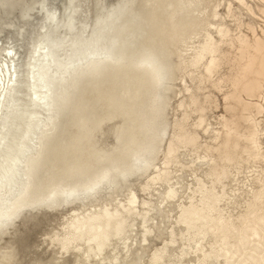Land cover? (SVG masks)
<instances>
[{"label": "bare ground", "instance_id": "bare-ground-1", "mask_svg": "<svg viewBox=\"0 0 264 264\" xmlns=\"http://www.w3.org/2000/svg\"><path fill=\"white\" fill-rule=\"evenodd\" d=\"M57 1L0 0V175L15 169L0 214L15 215L11 228L56 218L42 242L52 256L29 264H151L173 225V255L186 264H264V0H94V19L85 0L62 11ZM123 2L136 14L101 22L113 57L101 64L105 46L89 42L105 9ZM206 36L216 44L211 76L196 63ZM105 172L113 182L97 194L71 195ZM58 236L75 247L62 252ZM14 251L0 246V260L19 264Z\"/></svg>", "mask_w": 264, "mask_h": 264}, {"label": "snow or ice", "instance_id": "snow-or-ice-1", "mask_svg": "<svg viewBox=\"0 0 264 264\" xmlns=\"http://www.w3.org/2000/svg\"><path fill=\"white\" fill-rule=\"evenodd\" d=\"M230 7V6H229ZM105 13L106 16L101 17L100 19H98L97 21V25L98 28L97 30L94 32L93 37L91 39L90 46H94L96 48H100L101 46H105L106 42L108 40V36L106 34L105 30H102L99 28V25L101 24V22L103 20L106 19H115L118 15L121 14H125V13H131L132 15L136 14V5L134 3H128V2H123V3H119L113 6V8L111 9H105ZM215 48H216V44L215 41L212 40V38L210 36H206V41L205 44L202 46V49L200 50V55H198L196 57V63H200L201 61L205 64H207V71L208 74L211 76L212 73L215 70V60L213 59L212 61H208L206 59V57L208 55H211L213 58L215 57ZM12 53H9V55H11ZM101 64H103L106 61H112L113 57L111 55V51L110 49H108L106 46L104 47L103 50V55L101 56ZM147 59L149 61L153 60V57L149 54L147 56ZM98 67V66H93ZM157 79L159 82H163V74L162 73H158L157 75ZM34 99H39V97H34ZM45 103H47L45 101ZM253 138V142H254ZM173 154V149H172V145H169V156H171ZM18 163L17 161L13 162ZM167 166V165H166ZM30 168H32L33 170L35 169V162H32V164L29 166ZM125 176L127 175V173L124 174ZM28 180H31L32 177H25ZM155 179V178H154ZM15 182V169H11V170H5L4 174L0 175V188H3V186L5 184L8 185L9 188H12ZM113 182V176L111 174V172H105L102 175L98 176L96 178V180H94L93 182L89 183L88 185H85L83 188V192L77 190L75 192H73L71 195L75 196H80L82 194L84 195H95L97 194L104 186L111 184ZM176 195L173 191L169 190L168 192V199H175ZM133 201H134V197H133ZM133 201H130V203H132ZM53 203V201L51 199H47V200H40L37 201L36 203H33L31 205L28 204H24L23 202H21L16 209L17 214L20 211H23L25 208H35V207H39V206H51ZM121 207H123L121 205ZM145 207H147V205H145ZM164 205L161 204V208H163ZM107 213V209L105 210ZM15 219V215L13 214H9V215H4V214H0V232L6 231L8 229L11 228L12 226V221ZM109 219L111 220V215L109 214ZM178 224L183 225L184 228H187L188 231L184 232L183 230L181 231V237L180 239L185 240V247L183 251H188L189 250V241H191L192 239V234H193V227L192 224L186 219V211L182 208L181 209V217L179 219V221H177ZM176 225H173L172 228L169 229L170 232V236L171 239L169 240L168 237H165V243L164 245L158 249L155 253H153V260L151 262V264H186V262L183 259V254H181L179 257L173 255V252L177 246V237H176V233L174 231ZM261 231L264 232V219L261 220ZM119 231V229H118ZM149 235L148 229L147 227H145V237H147ZM206 235V233H197L196 235V239L198 240H203L204 236ZM257 239H259L260 237H256ZM57 239L59 240V242L62 245L61 251H69L72 248L75 247V241L70 238V237H64V238H60L59 236L57 237ZM147 239H145V244H147ZM226 243V242H225ZM169 244L172 245L171 248H169ZM195 247L197 250H199V248L201 247L200 243H196ZM79 250V249H77ZM100 257H97V261L99 262ZM0 264H15L14 260L11 259H5V260H0ZM135 264H141V262H135ZM143 264H147V262H143ZM198 264H211V262L209 261V259L206 257L204 260L199 261ZM233 264H235V262H233Z\"/></svg>", "mask_w": 264, "mask_h": 264}, {"label": "rangeland", "instance_id": "rangeland-1", "mask_svg": "<svg viewBox=\"0 0 264 264\" xmlns=\"http://www.w3.org/2000/svg\"><path fill=\"white\" fill-rule=\"evenodd\" d=\"M65 0H62L61 2H56V6L59 10L63 9V2ZM92 1V2H91ZM94 0H85V4H84V8L88 9V15H89V19H94V7H93V2ZM105 3L108 5L114 4L116 3L117 0H104ZM251 4H255V0H248ZM87 5V6H86ZM86 6V7H85ZM62 11V10H61ZM17 12L14 11L13 14H16ZM35 17L39 18L40 14L39 13H32ZM243 19L245 21H249V17L248 15L244 14ZM14 23L16 25H22V20H14ZM35 24V22L33 23ZM24 30H28L27 33L32 32V28L28 25L25 26ZM11 33L15 36V38L17 39L18 37H16V33L12 32ZM178 75V74H177ZM180 85L182 87V84H180L179 79H177L174 82V87H173V93L171 95V105L173 107L176 106L177 101L179 100V89H180ZM98 111H100V109H98ZM223 112L222 107L219 110H216L214 113L215 115L220 114V112ZM174 112L173 110L170 112L169 115V119L172 120L173 116H174ZM213 121V120H211ZM48 212V211H46ZM54 214H51L50 212H48L47 215V221H45V217L43 218V221L41 223L38 222V218L34 219H26L23 221L18 220L16 222V228L12 227L10 228L4 235L0 236V246H12L13 247V251L14 254L16 255V260L18 261L19 264H29L31 261L38 259V260H43V261H48L50 259V257L52 256L51 251L46 249V246L44 244H42V242L46 239L45 238V233L48 232L52 226L55 225L56 223V218L53 217ZM41 218V217H40ZM21 222V223H20ZM37 222V223H36ZM19 223V225H18ZM14 230V231H13ZM12 232V233H11ZM3 239V241H2ZM10 241V245L8 244ZM2 241V242H1ZM14 241V242H13ZM4 242V243H3ZM12 242V244H11ZM159 242H156V244H158ZM2 244V245H1ZM5 244V245H4ZM8 244V245H7Z\"/></svg>", "mask_w": 264, "mask_h": 264}]
</instances>
